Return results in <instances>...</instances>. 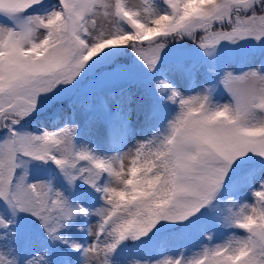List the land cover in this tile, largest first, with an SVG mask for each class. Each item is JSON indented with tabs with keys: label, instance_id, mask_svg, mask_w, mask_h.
<instances>
[{
	"label": "snow or ice",
	"instance_id": "obj_1",
	"mask_svg": "<svg viewBox=\"0 0 264 264\" xmlns=\"http://www.w3.org/2000/svg\"><path fill=\"white\" fill-rule=\"evenodd\" d=\"M165 2L171 11L157 14L150 7L129 8L123 0H60L59 10L42 17L25 14L43 0H0V17L11 22V26L0 23V127L10 131V137L0 143V198L37 217L51 239L60 240L59 231L68 221L91 213L46 182L26 183L27 173L17 174L21 157L50 158L65 170L73 185L77 177L68 170L77 161L93 166L95 176L90 182L94 187L103 173L113 176L118 186L97 189L104 192L106 206L95 213L101 217L96 235L107 232L112 240H98L88 247V264H110L108 258L121 242L145 235L160 219L195 218L237 168L246 166L252 158L249 154L264 158V72L259 69L239 76L227 73L222 82L233 103L216 107H211L207 94L185 97L171 83L161 81L171 93L168 99L179 103L180 112L158 148L140 143L130 163L121 160L119 168L88 150L74 151L73 127L46 130L41 135L20 134L9 127V120L19 124L35 110L41 94L61 83H72L86 62L104 49L130 45L155 70L158 58L154 53L164 45L151 46L161 37L188 35L209 55L223 40L264 37V0ZM101 13L117 26L107 35L93 36L89 25H95ZM145 16L153 18L146 20ZM121 20L130 25L131 32L119 27ZM217 24L230 27L217 28ZM41 28L46 36L35 39ZM198 29L203 35L197 38ZM261 189L255 192V205L244 206L234 216L236 226L249 237L235 245L206 249L190 264H264V181ZM0 224H5L2 218ZM72 247L82 246L73 243ZM0 264L16 262L0 256ZM157 264H183V259L168 258Z\"/></svg>",
	"mask_w": 264,
	"mask_h": 264
},
{
	"label": "rangeland",
	"instance_id": "obj_2",
	"mask_svg": "<svg viewBox=\"0 0 264 264\" xmlns=\"http://www.w3.org/2000/svg\"><path fill=\"white\" fill-rule=\"evenodd\" d=\"M111 2L114 3L115 0H111ZM123 3L129 8L136 10L150 7L155 13L161 12L159 6L151 0H123ZM60 6V0H43L42 4L36 5L25 15L38 14L42 17L47 16L53 11L59 10ZM169 11H171L170 8ZM257 11H260V9L257 8ZM149 17L150 16H145V19L148 20ZM95 20V25H89V29L93 36L100 34L107 35L114 31L117 26L115 23L110 22L109 19L104 18L102 13L95 17ZM121 22H125L129 29L132 30L130 25L123 20L119 21V27L122 29L124 28ZM0 23H6L11 26V22L5 20L3 17H0ZM216 27L228 28L230 25L217 24ZM194 35L197 38L200 37L203 35V30H196ZM45 36L46 30L43 28L35 33V39H42ZM158 44H163L164 47L154 53L158 58L155 70L149 69L144 59H142L130 45L126 47L113 46L102 50L91 60L86 62L84 68L72 83H61L56 86L54 90L41 94L38 97L35 110L32 111L30 115L24 117L19 124L12 125L9 120V127L20 134H34L32 130L29 129V126L31 123L33 124V120L37 119V117L41 115L53 117L69 103L81 104L84 106L81 114L82 119L78 121H76L77 119L72 120L70 125L66 126L75 129V145L76 135L83 129L86 122L91 119L93 120L96 115L100 116L105 122L109 119L110 113L107 112L102 104V94L104 92H112L126 86L138 85L148 93L149 98L146 102L147 107H149L148 115L144 117L133 110L129 115V126L123 130L124 132L121 139L111 148L105 150V159L111 160L113 164L119 168L121 166V160H123L125 165L130 163L140 143L150 144L154 147L158 145L169 132V124L176 117L175 113H169L171 107L174 106L175 103L168 99L171 93L168 89L164 88L160 82L166 80L168 75L167 64L170 60L182 61L185 65L190 64L192 61L200 63L201 70H204L206 81L209 84L208 95L210 96L211 103L214 99V95L221 92L225 94L224 102L227 100L233 101L231 94L224 87L222 82L227 73L221 76V70L222 66L226 63L238 62L245 57L255 56L259 57L261 60L262 66H260V69L263 67L264 37L257 39L255 36L246 35L234 37L232 40L220 41L218 45L211 49V55L208 54V51L202 49L198 43L188 35H184L182 38L176 35L162 37L151 47L155 48ZM26 47H28V45H26ZM202 77V71H200L195 80L196 86L193 85V90H195L198 83L203 80ZM180 92L185 97L187 96L184 87L180 89ZM153 127L157 128L155 133L153 132ZM9 137V128L0 127V143L6 141ZM125 154L128 155V159H124ZM249 155H251L252 158L245 162L246 166L237 168L232 178L226 181L225 186L222 187L216 198L208 206L196 213L195 218H186L184 220L162 219L157 228L161 231L153 239L149 237L145 239V241L156 243L159 234L162 236L165 231L179 225L193 226L199 230L205 221L211 224L214 234L222 229H241L237 227L234 222L235 211L238 207L237 201L227 199L224 193L231 182L246 175L256 163L264 164V158H260L258 154ZM76 166L68 170L73 176H75ZM24 173H27L26 183L34 184L46 182L54 191L63 193L69 201L77 204L75 201V194L78 190V188H76V183L74 182V185L70 184L65 170H62L50 158L37 159L31 156L21 157L17 174L19 176ZM89 174L88 180L91 181L95 174L92 172ZM55 180L58 182L54 184L53 182ZM262 181H264V170L260 176L253 178L251 181V188L254 194L256 191L262 190ZM97 186L98 184L96 181V187H94L92 183L85 187L88 197L93 200L97 197L98 200H100L98 207L90 211L89 235L85 241V250L96 244L99 240L96 232L98 231L97 226L101 221V217L95 213L97 209L106 206V201L104 199L105 194L103 192V195H100L102 191H97ZM110 186H118V184L115 178L109 174L106 182L102 181L99 188L102 189ZM251 200L253 201V199L249 201ZM255 201H253V205H255ZM0 202L6 205L7 211L12 217V224L9 227L11 229L8 230L6 234L1 233V231L7 227L6 222L5 224H0V256H3L7 260H13L16 264H25V262L34 259L36 264H63L60 252L56 247L51 246L50 249L45 250L44 245L41 244L32 251L29 246H27L24 236L30 231H35L40 234V229L43 228L37 217L30 213L19 211L2 198H0ZM230 217L233 219H230ZM80 218L81 216L79 217L78 215L75 219L67 223L70 224ZM75 230L78 236L82 238V229L78 227ZM42 233L48 234V232H44V230ZM103 236H106V233ZM99 241L102 242L103 240ZM125 243V240L121 242L115 252L109 256L108 259L110 264L119 263L118 257L127 250V245ZM162 252L164 256H169L171 248L165 246ZM71 253L74 255L75 251L71 250ZM165 259L166 257H164V260ZM81 264H88V257L85 254ZM91 264H97V262L92 261ZM126 264H129V262L127 261Z\"/></svg>",
	"mask_w": 264,
	"mask_h": 264
},
{
	"label": "trees",
	"instance_id": "obj_3",
	"mask_svg": "<svg viewBox=\"0 0 264 264\" xmlns=\"http://www.w3.org/2000/svg\"><path fill=\"white\" fill-rule=\"evenodd\" d=\"M151 1L160 8L161 12H156L157 14L170 12L164 0ZM152 18L153 17H149L148 20ZM121 23L124 26V31H132L125 22ZM260 66H262V64L259 57L248 56L238 62L226 63L222 66L221 76H224L226 73L239 76L247 73L250 69H259L261 72H264V57L262 69H260ZM167 70L168 75L166 81L179 89V91L184 87L187 92L186 97L198 94L208 95L209 84L206 81V75L204 70H201L199 62L192 61L190 64L185 65L182 61L173 59L168 62ZM200 71H202L203 80L199 82L195 90H193V85L196 86L195 80ZM148 98L147 91L138 85L126 86L112 92H104L102 94V104L107 112L110 113L109 119L105 122L100 116L96 115L93 120L91 119L86 122L83 129L76 135L74 150L76 152L88 150L95 156L105 159V150L111 148L120 140L123 136V130L128 128L130 113L134 110L144 117L148 115L149 107L146 105ZM224 98L225 94L222 92L215 94L211 107L233 103L232 100L224 102ZM83 109L84 106L81 104L69 103L62 108L56 116L49 117L41 115L37 117V119L33 120V124L31 123L29 129L32 130L34 135H41L46 130L55 132L70 125L72 120L77 119L76 121H78L82 119L81 114ZM170 110L169 114L173 112L177 116L180 112L179 103H175ZM253 122H255V120H253ZM152 129L154 133L157 131L155 127ZM162 141L163 139L161 142ZM161 142L154 147L150 144L148 145L152 150H155L160 146ZM76 165L75 177H77V179L75 183L78 190L75 194V201L90 212L96 209L100 203L97 197L93 200L87 196L85 191V187L91 184L90 180H88V175H90L89 173L91 172L95 174V170L88 161H78ZM263 170L264 164L256 163L246 175L235 179L226 189L224 196L229 200L237 201L238 207L235 214L239 213L246 205L252 206L253 201L257 199L252 191L251 181L253 178L260 176ZM108 177V173L102 174V178L98 180L99 182L97 181V189L102 181L106 182ZM55 182L57 183L58 181L55 180L53 183L55 184ZM102 194L100 193V195ZM250 199H253V201H249ZM80 216L81 218L77 221H73L70 224L67 223L65 227L60 229L59 234L62 237L60 240H53L49 234L42 233L43 230L44 232L46 231L44 227L40 229L42 234H38L35 231L28 232L24 236L27 246H29L32 251L41 244L44 245L45 250L54 246L59 250L63 264H81L85 254V241L88 237L90 216H85L83 214L79 215V217ZM0 218L5 220L7 226L1 233L6 234L7 231L11 229L9 227L12 224V217L8 213L6 205L2 202H0ZM160 220L157 221L145 235L139 236L138 238L129 236L125 239L127 250L118 257V264H126L127 261L129 264H136L137 261H139L140 264H157V262L163 261L164 257L173 260L182 258L183 264H190L191 261L198 259L206 249H212L229 243L235 245L249 237V233L244 229H222L214 234L211 224L205 221L199 230L193 226L179 225L165 231L162 236L159 234L156 243L145 241V239L149 237L153 239L161 231L157 229L161 222ZM78 227L82 229V238L75 232V229ZM98 238L99 240H103L102 242H111L112 240V237L108 236L107 232L106 236H100ZM65 241H68V243H65ZM73 243L79 244L82 247L74 248L72 247ZM165 246L171 248L169 256H164L162 252ZM71 250L75 251L74 255H72Z\"/></svg>",
	"mask_w": 264,
	"mask_h": 264
}]
</instances>
